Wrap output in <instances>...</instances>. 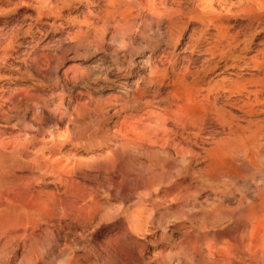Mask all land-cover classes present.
<instances>
[{
	"label": "rangeland",
	"instance_id": "374dc122",
	"mask_svg": "<svg viewBox=\"0 0 264 264\" xmlns=\"http://www.w3.org/2000/svg\"><path fill=\"white\" fill-rule=\"evenodd\" d=\"M194 10L200 11L198 0H0V152L42 132L59 134L61 126L51 123L52 113L97 136L118 134L123 141H135L132 159L128 153L117 155L119 182L124 186L126 177L135 184L133 194H120L117 207L137 209L142 200L137 195L150 191V170L159 175L163 166V188L189 182L194 187L200 181L196 154L230 138L225 183L233 194L224 203L230 215L212 224L208 218L206 227L188 236L178 228H188L189 220L170 222L163 237L153 224L134 248H150L151 253L152 248H180L186 253L209 243L216 248L213 264H261L250 255L247 262L238 258L264 229V9L253 17L221 13L211 21L189 16ZM227 43L234 55L221 59L218 51ZM156 69L164 70L166 78L150 83L157 80L150 75ZM195 72L214 91L208 100L187 103L184 99L199 88L181 89L177 83L179 116L205 119L202 109L211 105L225 112L205 120L200 137L188 148L171 142L178 131L172 118L156 125L146 115L172 103L169 93L177 74ZM247 186L255 189L254 195ZM57 191L62 195L63 189ZM242 192L247 203L239 216L234 212ZM209 195L203 184L202 207ZM195 259L203 264L199 256Z\"/></svg>",
	"mask_w": 264,
	"mask_h": 264
},
{
	"label": "bare ground",
	"instance_id": "6f19581e",
	"mask_svg": "<svg viewBox=\"0 0 264 264\" xmlns=\"http://www.w3.org/2000/svg\"><path fill=\"white\" fill-rule=\"evenodd\" d=\"M108 1L114 3L117 0ZM219 2L198 0L200 11L194 10L189 16L211 21L213 16L221 13L253 17L252 14L264 9V0H224V5ZM233 50L232 44H224L218 51L219 57L233 56ZM150 75L157 78H151L150 83L166 78L164 70H152ZM204 79L205 76L197 72L177 74L169 93L172 103L168 101L164 104L167 106L158 112L151 109L146 115L156 125L160 120L165 122L172 118L174 128L181 132L180 135L175 130L171 141L174 145L191 148L200 137L203 122L225 112L211 105L202 109L207 115L205 119L185 121L179 116L182 105L178 104V88L174 86L180 82L181 89L184 86L199 88L196 94L184 99L187 103L200 98L208 100L214 87L208 83L205 85ZM50 118L51 123L54 121L61 126L59 134L42 132L38 138L24 140L16 148L0 152V247H14L0 248V264H200L195 256L202 258L203 264H213L212 253L216 248L209 243L201 244L199 248H187L186 253L180 248H152L151 253L150 248L139 250L134 247L136 239L149 235L153 224L163 237L170 222L189 220L188 228L183 225L178 228L182 235L188 236L206 227V219L209 218L212 224L222 216L230 215L232 211L224 204L233 194L232 188L225 183L230 138H224L210 151L202 148L201 154H196L195 157L201 159L197 168L200 181L196 186L192 187L189 182L187 185L173 183L163 188L161 166L159 175L150 170L153 182L150 180V191L144 192L146 195H137L142 196L137 209H123L117 207L120 194H133L135 184L126 177L123 178L126 181L124 186L119 182L122 178L117 155L128 153V158L132 159L138 144L123 141L118 134L97 136L71 118L56 119L55 113ZM155 155L163 158L162 153ZM203 184L211 193L205 198L204 207L199 202ZM48 186L54 189L48 190ZM240 188L243 191V186ZM58 189H63L62 195ZM247 191L255 194L251 186H247ZM244 193H240L236 202L234 213L239 216L243 215L244 203H247ZM119 239L122 243L118 242ZM167 240L171 242L169 238ZM76 246L79 248H74ZM249 255L264 264V229L253 243H247L241 249L238 259L247 262Z\"/></svg>",
	"mask_w": 264,
	"mask_h": 264
}]
</instances>
